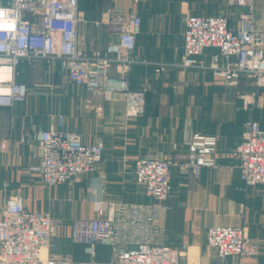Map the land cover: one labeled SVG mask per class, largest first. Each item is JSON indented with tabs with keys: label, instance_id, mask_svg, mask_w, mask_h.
I'll return each instance as SVG.
<instances>
[{
	"label": "crops",
	"instance_id": "crops-1",
	"mask_svg": "<svg viewBox=\"0 0 264 264\" xmlns=\"http://www.w3.org/2000/svg\"><path fill=\"white\" fill-rule=\"evenodd\" d=\"M113 8L142 21L129 80L134 90L146 88L144 114L127 119L120 95L108 100L100 92L73 85L59 63L54 68L43 61L23 63L17 78L30 88L26 102L0 107V215L7 199L21 194L26 209L48 214L59 223L45 254L69 255L72 264H112L110 246L97 245L91 256L73 243V220L96 218V200L153 205L157 242L179 248L181 264H264V191L245 185L234 154L247 120L264 127V104L242 108L241 96L254 90L249 82L228 87L211 71L177 66L184 53L187 16H228L237 26L246 8L231 7L229 0H79L82 50H105L113 37L104 16ZM254 13L256 28L264 29V0H255ZM211 53L208 50V59ZM59 115L65 118L63 126ZM50 127L79 133L85 144L101 143L104 154L96 171L53 188L29 173L41 156L33 129ZM194 135L217 140L216 165L203 168L197 177L178 168L188 157ZM142 157L175 164L172 192L162 203L149 198L135 180V162ZM216 225L244 226L251 238L260 241L259 255L220 259L207 242L209 229Z\"/></svg>",
	"mask_w": 264,
	"mask_h": 264
},
{
	"label": "built area",
	"instance_id": "built-area-1",
	"mask_svg": "<svg viewBox=\"0 0 264 264\" xmlns=\"http://www.w3.org/2000/svg\"><path fill=\"white\" fill-rule=\"evenodd\" d=\"M254 2L229 0L231 7L246 8L237 26H232L228 16H187L184 53L177 65L211 71L228 87L251 83L254 90L241 96L245 110L264 104V29L256 28ZM78 11L79 0H0V107L26 102L30 88L18 81L19 68L23 63L32 66L43 61L52 68L59 63L77 87L100 92L108 100L120 95L127 119L144 114L146 88L134 90L129 80L141 18L110 9L104 23L113 39L105 50L88 53L78 46ZM208 50H212L209 59ZM58 119L63 126L64 116ZM32 134L41 156L28 171L49 188L94 173L103 159V145L85 144L79 133L50 127L33 129ZM216 146V139L194 135L187 159L178 164L180 172L197 177L203 168L214 167ZM234 154L245 185L261 186L264 191V127L258 121L244 123ZM174 166L167 159L138 158L135 180L149 198L162 203L172 192ZM95 204L96 218L74 219L71 226L73 243L83 246L86 254L94 256L97 245H105L112 248V264H181L179 248L157 242L156 206L100 200ZM58 226L48 214L26 209L21 194L7 199L0 215V264H72L69 255L45 254ZM207 242L222 260L257 257L262 248L242 225L213 226Z\"/></svg>",
	"mask_w": 264,
	"mask_h": 264
}]
</instances>
